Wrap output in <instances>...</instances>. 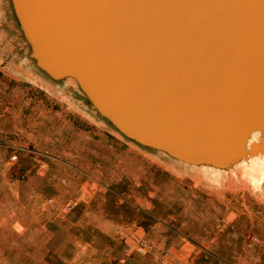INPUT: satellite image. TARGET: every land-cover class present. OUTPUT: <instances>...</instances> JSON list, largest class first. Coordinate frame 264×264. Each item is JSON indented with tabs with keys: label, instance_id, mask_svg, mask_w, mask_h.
<instances>
[{
	"label": "rangeland",
	"instance_id": "obj_1",
	"mask_svg": "<svg viewBox=\"0 0 264 264\" xmlns=\"http://www.w3.org/2000/svg\"><path fill=\"white\" fill-rule=\"evenodd\" d=\"M46 1L63 11L65 29L90 28L107 48L121 41L116 0ZM255 1L230 0L264 40ZM35 12L26 0H0V264H264V103L256 105L264 75L259 82L251 64L244 94L239 80L194 92L191 107L175 101L177 120L162 121L187 139L180 151L142 136L111 97L71 72L49 37L69 67L51 72L30 28ZM156 55L138 48L125 57L148 75ZM167 55L159 61L173 79L181 69L168 68L178 57ZM253 56L264 74V46ZM228 98L249 116L226 134L231 120L217 109Z\"/></svg>",
	"mask_w": 264,
	"mask_h": 264
},
{
	"label": "bare ground",
	"instance_id": "obj_2",
	"mask_svg": "<svg viewBox=\"0 0 264 264\" xmlns=\"http://www.w3.org/2000/svg\"><path fill=\"white\" fill-rule=\"evenodd\" d=\"M116 1V8L124 12L122 23L126 27L123 30L125 38L122 35L123 39L119 38L121 40L119 43L114 45L112 42L111 47L107 48L105 40H102L100 35L99 37L91 35L90 28L78 24L72 29H65L64 22L67 21V17L59 8L49 6V1L26 0L30 7H35L37 11L35 13L40 35L38 29H35V20L30 19V28L44 48V62L56 74L68 72L67 68L70 67L71 72L77 74L83 83L91 86L98 95L111 97L112 105L118 107L125 120H132L137 124L142 136L165 142L170 148L183 151L180 145L187 144V139L180 140L172 133L174 126L162 121L177 120L174 119L177 115L175 101H184L182 106L187 108L192 106L187 102L193 99L194 92L215 94L221 88L225 89L227 83L231 85L239 80L246 81L244 83L246 86L251 64L254 66L258 81L263 78L261 60L256 58L251 60L254 57V50L264 46L263 36L261 34L258 37L260 33L255 30L257 26L252 25L254 24L252 17L235 11L230 0H165L160 3L156 0ZM254 3L256 17L252 15L258 19L264 12V0H256ZM49 37L59 46L62 55L65 54L63 60L70 62L72 66L67 67L61 60L57 61L59 58L53 48H50L51 45L49 46L51 44ZM138 37L149 39L137 41ZM166 40L170 44H166ZM138 48L162 55L153 56L154 60L146 68L148 75L143 73L144 67L135 70L129 62V57H125L131 50ZM170 51H173L178 59L176 65L172 66L174 63H170L168 68L181 69L173 79L159 61L168 56ZM48 57H54L52 63ZM245 86H242L244 90L241 89L243 94L250 90L249 86ZM236 91L239 92L238 89ZM257 100L256 105L259 108L263 107L264 99ZM221 106L222 109H217L220 113L219 118L231 120L228 128L225 131L223 129L226 134L249 116L248 112L244 111L241 115L237 112L238 107L232 98H228ZM177 112L180 114L179 110ZM229 141L232 142L230 138ZM227 145L229 146V143Z\"/></svg>",
	"mask_w": 264,
	"mask_h": 264
},
{
	"label": "water",
	"instance_id": "obj_3",
	"mask_svg": "<svg viewBox=\"0 0 264 264\" xmlns=\"http://www.w3.org/2000/svg\"><path fill=\"white\" fill-rule=\"evenodd\" d=\"M48 68V67H47ZM49 69V68H48ZM50 70V69H49ZM51 72H53L52 70H50ZM54 73V72H53ZM143 140H146V139H143ZM147 141H149V140H147ZM149 142H151V141H149ZM151 143H155V142H151ZM155 144H157V143H155ZM157 145H160V146H163V145H161V144H157ZM165 147V146H164ZM169 150V149H168ZM170 151H172V150H170ZM172 152H175V153H177L176 151H172ZM178 154V153H177ZM184 157V156H183ZM186 158V157H185ZM187 159H189V158H187Z\"/></svg>",
	"mask_w": 264,
	"mask_h": 264
}]
</instances>
